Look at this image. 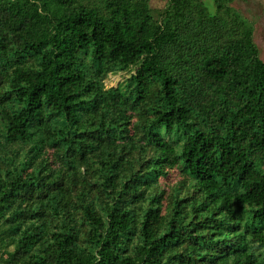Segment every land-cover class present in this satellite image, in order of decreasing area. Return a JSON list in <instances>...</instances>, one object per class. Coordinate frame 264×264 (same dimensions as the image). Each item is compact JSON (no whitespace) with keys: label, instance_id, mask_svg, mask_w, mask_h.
<instances>
[{"label":"trees","instance_id":"trees-1","mask_svg":"<svg viewBox=\"0 0 264 264\" xmlns=\"http://www.w3.org/2000/svg\"><path fill=\"white\" fill-rule=\"evenodd\" d=\"M166 1L0 0V264H264L254 26Z\"/></svg>","mask_w":264,"mask_h":264},{"label":"rangeland","instance_id":"rangeland-1","mask_svg":"<svg viewBox=\"0 0 264 264\" xmlns=\"http://www.w3.org/2000/svg\"><path fill=\"white\" fill-rule=\"evenodd\" d=\"M206 8L211 14L216 12L215 0H203ZM259 1L264 7V0H233L231 6L238 11L242 17L254 26V41L258 46L260 58L264 61V11H259V6L256 3ZM166 0H149V6L152 9L153 15L158 18L159 11L166 7ZM128 77L126 73L110 75L105 81V87L111 88L118 86ZM171 181L178 180L180 177L174 172L170 175Z\"/></svg>","mask_w":264,"mask_h":264},{"label":"crops","instance_id":"crops-1","mask_svg":"<svg viewBox=\"0 0 264 264\" xmlns=\"http://www.w3.org/2000/svg\"><path fill=\"white\" fill-rule=\"evenodd\" d=\"M231 1H233V0H231ZM256 3L258 4V6H259V11H257V12H263L264 11V7L260 4V2L259 1H256Z\"/></svg>","mask_w":264,"mask_h":264}]
</instances>
